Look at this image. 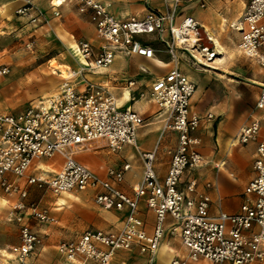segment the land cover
<instances>
[{"label": "built area", "instance_id": "built-area-1", "mask_svg": "<svg viewBox=\"0 0 264 264\" xmlns=\"http://www.w3.org/2000/svg\"><path fill=\"white\" fill-rule=\"evenodd\" d=\"M22 1L16 15L28 17L34 24L45 19L33 0ZM141 1L147 7L145 16L122 20L111 13L109 4L100 0H79L78 10L89 14L101 46L95 54L89 41L76 44L81 61L78 73L107 68L116 52L153 59L152 42L156 40L162 44L174 66L151 83L148 96L167 111L163 130L178 133L166 177L160 181L155 173V149L139 152L143 175L132 194L123 192L116 185L124 180V172L130 164L119 169L108 168L109 178L104 179L76 160V153L92 150L98 144L112 152L125 145L137 146V131L144 124V118L138 112L120 108L107 87L86 78L82 79V88L73 86L67 79L56 93L18 113L0 112V187L8 195H19L8 214L19 225V243L8 244L4 249L15 264H26L30 254L41 244V237L27 221V212L38 222H50L52 218L38 204H26L27 191L10 181L8 174L26 177L28 185L46 188L54 194L91 189L95 191L97 205L126 210L122 226L115 232L87 230L76 238L60 241L56 249L70 262L114 264L118 251L137 247L146 255L145 264H154L167 230L179 237L187 250L186 259L176 256L170 264H187V259H205L211 264L264 262V139L258 140L260 121L251 118L238 129L235 137L240 144L257 143L253 162L255 176L245 187L246 200L240 212L227 214L220 211L217 216L209 215V196L196 192L194 179L182 182L185 171L202 165L204 158L197 150L200 139L192 135L200 123V118L189 109L195 86L180 73L177 51L186 52L197 66L202 67L216 57V52L198 42V23L191 16H180L182 0H162L163 11L152 7L151 0ZM199 2L205 7L203 0ZM54 14L59 15L58 12ZM262 21L264 0H249L234 28L241 33L240 52L247 58H257L264 67ZM8 72V68L1 70L2 74ZM134 85V80H128V86ZM139 95L143 97L144 93ZM255 109L264 110V86ZM55 154L63 158L59 170L40 169L37 174H29L36 161ZM142 198L155 214L151 232L145 229L144 221L138 216ZM253 225L257 226V231L251 230Z\"/></svg>", "mask_w": 264, "mask_h": 264}, {"label": "crops", "instance_id": "crops-1", "mask_svg": "<svg viewBox=\"0 0 264 264\" xmlns=\"http://www.w3.org/2000/svg\"><path fill=\"white\" fill-rule=\"evenodd\" d=\"M100 1L109 4V10L118 19H139L146 14L141 0ZM158 1L163 4V11L165 4L162 0ZM189 1L192 0H182L181 5ZM248 1L235 0L236 10L234 14H230L229 10L233 0H226L227 18L220 15L217 16L209 10H205L202 17H194L193 13L188 12L194 7L189 5L182 9L180 8V16H191L198 23V27H203L205 32L208 29L214 35L210 23L212 24L217 21L221 24V22L229 21L230 26L237 24L242 17ZM72 2L75 3L77 6L76 10L79 12V0H33V3L44 12L45 18H49L50 12L53 17H60L61 10H67L69 3ZM196 2L199 8H204L200 6L199 0H196ZM22 5V0H0V33L3 32V25H8V21L4 22V20L16 16L15 11ZM151 6L159 9L152 2ZM55 12H58L59 15L56 16ZM83 14L88 18L87 25L85 26L86 32L88 34L91 32L96 37L95 28L90 21L89 14ZM23 18L29 20L28 17ZM43 21L39 23H43ZM55 26L60 31V27L58 25ZM237 33L239 38L235 49H228L219 41L225 49V56L221 60L217 59L219 54L213 44V48L211 49L216 52V57L206 67L197 66L186 52L180 49L177 51L180 73L185 75L195 86L189 109L191 114H195L200 118V123L192 132V135L200 139L197 150L204 158L202 165L185 171L182 182L185 183L194 179L197 183L196 192L209 196V215L211 216H217L220 211L227 214L239 213L241 205L246 200L245 187L255 176L253 162L256 157L257 143L240 144L236 142L235 137L238 129L248 123L251 118L259 119L261 126L258 140L264 139V110L255 109V103L261 87L264 86V67L261 66L257 58H247L240 52L238 44L241 33L238 30ZM206 34L209 37L208 33ZM63 38L69 46L68 48H70L71 43L77 44L79 41H82L74 42L73 36H63ZM154 48L155 57L153 59H147L138 55L128 56L123 52H116L117 58L112 61L114 64L111 63L108 69L87 71L88 74L86 75L89 81L107 87L115 95L117 105L120 108H131L143 118L144 115L155 114V124L146 123L140 127L142 128L144 125L152 126L155 132V142L151 148L144 149L139 145L137 131V146L125 145L119 151L112 152L103 144H98L92 150L81 151L75 154L78 162L104 179L109 178L107 174L108 168L119 169L124 164H130V168L124 172V180L116 184L120 190L127 194H132L133 187L140 183L142 179L143 165L141 158V175L139 179L127 181L125 175L132 166L130 162V158L133 157L132 153L127 157H120L121 161L119 163L117 160L106 159L104 157L93 159V156H99L103 153L120 154L126 147L133 148L138 154L141 151L155 149L156 162L162 138L168 133L169 140L167 145L164 146L165 151L163 152L161 164V167H163L158 170L154 162L155 173L159 180L163 181L166 177L172 154L177 145L178 133L172 130H163L167 111L161 109L155 101L151 100L148 92L151 83L172 69L174 62L163 47ZM94 53L96 54V52ZM161 53H166L167 59H161L159 57ZM121 59L124 61H120ZM182 61H186L194 67L196 71L195 76L185 72ZM150 62H154L155 66L162 70L159 72L155 71V74H152L151 78L142 81L140 73L148 72L147 64ZM78 65L80 64L78 63ZM65 66L67 65L58 64L55 68L58 69L55 71H59L63 79H69L78 74L70 66ZM142 69H145V71H142ZM64 70L68 72L72 71L75 74L64 76ZM128 80H134L135 85L133 87L128 86ZM82 87L83 83L78 88ZM141 92L144 93L143 97L139 95ZM210 114L212 115L211 118L208 117ZM62 164V156L55 154L51 158H42L36 161L29 174H37L40 172V169L48 172L57 171ZM7 177L10 181L16 183L20 189L27 191V197L24 199L26 204H38L39 208L46 209L52 218L50 222H38L29 216V212H27V221L31 229L41 237V244L30 254L26 264H80L79 262H70L62 257L56 249L57 244L62 240L76 238L87 230L115 232L121 228L127 213L126 210L105 209L97 205L94 200L95 191L91 189L54 194L46 188L28 185L26 177L16 178L10 174ZM0 193L5 198L6 221L10 223L6 227L10 235L7 237L6 243L0 245V264H15L12 256L4 249L8 244L19 243V225L14 220H11L8 215L12 205L19 199V195H8L4 193L1 187ZM138 216L144 221L145 229L151 232L154 227L155 214L147 208L144 198L139 201ZM168 222H170V218H168ZM257 229V226L253 225L251 230L257 231ZM166 251H170L172 254L168 264L176 256L187 258V250L182 245L180 238L171 235L169 230L165 232L160 242L154 264H163L159 263V257ZM145 261L146 255L140 253L137 247H133L130 250L118 251L114 258V264H145ZM187 264L211 263L205 259H198L197 261L187 259ZM223 264L230 263L225 262ZM252 264H264V262Z\"/></svg>", "mask_w": 264, "mask_h": 264}, {"label": "rangeland", "instance_id": "rangeland-1", "mask_svg": "<svg viewBox=\"0 0 264 264\" xmlns=\"http://www.w3.org/2000/svg\"><path fill=\"white\" fill-rule=\"evenodd\" d=\"M226 0H203L204 8H199L196 0L184 2L180 8L185 6H193L190 13L194 17H202L205 10L212 11L217 16L227 18ZM153 5L163 9V4L158 0L151 1ZM147 12V7L143 4ZM77 6L74 2L69 3L67 10H61L60 17H53L49 13V18H45L43 23H32L27 18L18 15L12 16L8 21V25L4 24L0 33V112L2 113H18L24 110L30 104L44 100L56 93L63 83L64 79L58 71L53 73L58 64L70 66L73 71L80 72L81 63L70 51L71 48L65 42L63 36H73V41L87 40L93 46V51L97 52L101 46L100 40L91 32H86L88 18L83 13L76 10ZM236 10V2L233 0L229 13L234 14ZM44 13V12H43ZM55 21V22H54ZM222 24V25H221ZM217 21L210 23L214 35L228 49L236 48L238 42V33L234 26H230L229 21ZM60 27V31L57 26ZM153 47H162L159 41L152 42ZM117 54V53H116ZM161 59H167L166 53L159 55ZM117 55L115 56V59ZM80 65H78V63ZM120 61H124L121 59ZM65 66V67H67ZM147 73H140V79L146 81L151 78L152 74L162 69L155 66L154 62L147 64ZM182 66L186 73L195 76L196 71L186 61H182ZM2 68H8L7 74H2ZM139 69V68H138ZM87 71L76 74L69 78L71 84L80 87L83 83L82 79H87ZM154 123L155 114L144 115V124ZM169 134H165L161 141V147L157 155L155 166L160 170L163 158L164 146L167 145ZM155 142V132L150 125H144L138 130V143L146 149L151 148ZM130 153L132 164L131 169L126 173L127 181H136L141 175V161L139 154L131 147H126L120 154L103 153L99 156H93V159H106L121 161L120 157H127ZM5 198L0 193V245L6 243L7 237L10 235L6 229L10 225L6 221ZM11 227V226H10Z\"/></svg>", "mask_w": 264, "mask_h": 264}, {"label": "bare ground", "instance_id": "bare-ground-1", "mask_svg": "<svg viewBox=\"0 0 264 264\" xmlns=\"http://www.w3.org/2000/svg\"><path fill=\"white\" fill-rule=\"evenodd\" d=\"M232 26H235V24L232 25ZM206 31H207L206 33H208V35H209V37H210V40H211V41L213 42V44H214L215 50H216L217 53L219 54V57H218L217 59H218V60L223 59V57L225 56V49H224L223 45L219 42L220 40H218V39L216 38V36H214V35L212 34V32H210L208 29H207ZM70 48H71V51H72V54L74 55V57L77 58V48H76V44H75V43H71ZM77 60H78L79 62H81V61L79 60V58H77ZM158 62H160V61H158ZM112 64H114V63L112 62ZM56 67H57V66H56ZM105 69H106V68H99V69H97V70H105ZM107 69H108V67H107ZM53 73H57V72L54 70ZM63 74H64V76H70V75L75 74V73H73L72 71H71V72H68L67 70H64V71H63ZM64 80H67V78H65ZM171 256H172V254H171L170 251H166V252L162 253V254L160 255V257H159V263L168 264L169 259H170Z\"/></svg>", "mask_w": 264, "mask_h": 264}, {"label": "water", "instance_id": "water-1", "mask_svg": "<svg viewBox=\"0 0 264 264\" xmlns=\"http://www.w3.org/2000/svg\"><path fill=\"white\" fill-rule=\"evenodd\" d=\"M196 34H197L198 42L201 44L202 47L208 48V49L213 48V43L211 42V40L207 36L203 27H198Z\"/></svg>", "mask_w": 264, "mask_h": 264}]
</instances>
